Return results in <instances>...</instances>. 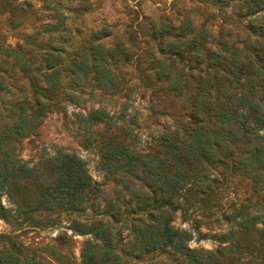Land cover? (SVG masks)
I'll return each instance as SVG.
<instances>
[{
  "label": "trees",
  "instance_id": "16d2710c",
  "mask_svg": "<svg viewBox=\"0 0 264 264\" xmlns=\"http://www.w3.org/2000/svg\"><path fill=\"white\" fill-rule=\"evenodd\" d=\"M209 1L220 9L231 7L238 20L246 21V30L235 33L222 26L214 32L211 17L195 25L192 10L176 19L148 18L149 35L158 40L160 51L156 55L155 47L150 50L153 62L143 63L149 68L141 77L149 80L153 71L150 109L169 118L152 138L155 149H139L135 142L140 138L138 114L129 111L135 88L128 82L122 87L124 74L118 70L132 55L122 39L111 46L103 42L108 27L93 31L71 54L64 53L63 43L43 50L35 68L41 69L42 83L35 104L27 105L32 99L26 94L10 105L17 113L13 123L4 121L0 128V190L16 164L10 141L41 123L49 101L61 95L82 100L88 84L102 95L125 89L120 111L99 107L86 116L77 114L80 121L101 124L109 133L103 166L117 174L116 189L106 197L101 217L89 224L73 223L93 236L86 240L79 264H129L126 255L133 251L138 256L168 253L171 261L160 264H264V204L247 199L232 211H220L212 202L226 171L247 177L257 191L264 189V0ZM180 62L185 64L178 68ZM63 71L77 89H65ZM22 176L35 187L29 189L37 196L28 203L33 210H81L89 196L96 200L106 191L81 157L62 148L44 172L26 167ZM92 206L99 209L94 202ZM178 211L190 228L175 226ZM3 216L9 219L10 213ZM122 228L133 237L127 252L119 244ZM211 234L218 242L215 248L190 245ZM11 248L0 250V264H37L16 243Z\"/></svg>",
  "mask_w": 264,
  "mask_h": 264
},
{
  "label": "rangeland",
  "instance_id": "374dc122",
  "mask_svg": "<svg viewBox=\"0 0 264 264\" xmlns=\"http://www.w3.org/2000/svg\"><path fill=\"white\" fill-rule=\"evenodd\" d=\"M185 10H192L195 25L205 17H211L214 32L222 26L232 27L235 33L246 30V21L238 20L231 7L220 9L209 0H0V128L2 122L13 123L16 119L17 112L10 110L12 103L22 101L28 94L32 101L27 105L35 104L37 87L42 85L38 76L41 69L35 68L43 50L52 44L63 43L64 53L71 54L88 42L93 31L108 27L110 33L102 39L103 42L111 46L122 39L130 47L132 55L129 62L119 63L118 70L124 74L122 87L128 82L135 88L129 108L130 112L137 111L138 114L136 132L140 138L135 142L139 149H155L152 138L163 129L169 118L154 114L150 109L155 98L149 87L155 83L153 71L149 80L141 77L149 68L143 63L153 62L150 50L155 47L156 55L160 51L158 40L149 35L148 18L167 16L176 19ZM178 64L177 67L181 68L185 63ZM62 75L65 89H77L72 85L68 72L63 71ZM94 92L97 95H93ZM124 93L125 89L102 95L88 84L82 100L74 101L67 95L58 99L54 97L35 129L13 136L10 143L16 164L6 187L0 190V250H12V244L16 243L24 250V255L37 264L81 262L83 246L93 236L78 231L73 223L89 224L93 218L101 217L106 197L113 196L116 189L117 174L103 166V151L110 148L109 133L101 124L89 125L80 121L77 114L86 116L91 109L99 107H105L111 113L120 111ZM59 148L81 157L89 174L106 191L96 200L89 196L81 210L70 211L62 207L33 210L28 203L29 200L36 201L37 196L29 189L35 187H31L22 175L26 167L34 168L38 173L44 172L45 164ZM20 162L25 166H20ZM220 177L222 184L212 197L220 211L222 208L232 211L247 199L264 204V189L255 190L247 177L230 171L221 173ZM93 202L99 205L100 210L92 206ZM5 211L10 213L9 219L4 218ZM173 223L176 227L190 228V222L180 211L175 213ZM129 231L122 228L119 232V244L126 252L131 247L129 241L133 240ZM211 232L215 234L216 230ZM212 234L201 241L193 240L190 245L213 249L218 242ZM125 260L129 264H160L162 261L170 262L171 256L158 251L138 256L133 251L126 255Z\"/></svg>",
  "mask_w": 264,
  "mask_h": 264
}]
</instances>
